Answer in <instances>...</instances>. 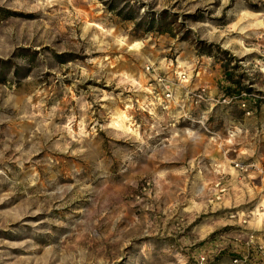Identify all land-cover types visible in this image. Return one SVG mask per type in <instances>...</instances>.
I'll list each match as a JSON object with an SVG mask.
<instances>
[{
	"label": "rangeland",
	"instance_id": "obj_1",
	"mask_svg": "<svg viewBox=\"0 0 264 264\" xmlns=\"http://www.w3.org/2000/svg\"><path fill=\"white\" fill-rule=\"evenodd\" d=\"M253 231L264 0H0V264H220Z\"/></svg>",
	"mask_w": 264,
	"mask_h": 264
},
{
	"label": "built area",
	"instance_id": "obj_2",
	"mask_svg": "<svg viewBox=\"0 0 264 264\" xmlns=\"http://www.w3.org/2000/svg\"><path fill=\"white\" fill-rule=\"evenodd\" d=\"M149 69L148 66H146ZM200 72V69H198ZM158 83L162 87V95L165 99H171L173 96L171 81L167 78L158 77ZM176 80L180 82L187 81V74L185 71L179 72L177 74ZM205 87H198L194 90H190L188 93V97L191 103L198 104L205 98ZM165 106L164 108H166ZM235 166L239 170L246 171L247 168L239 165L238 163ZM255 237L257 239H255ZM248 246L252 249H236L235 253L225 262L220 264H264V233L258 234L256 236V232H252L249 236L248 241L246 242ZM206 255L204 253L200 254L197 259V264H204L206 262Z\"/></svg>",
	"mask_w": 264,
	"mask_h": 264
},
{
	"label": "trees",
	"instance_id": "obj_3",
	"mask_svg": "<svg viewBox=\"0 0 264 264\" xmlns=\"http://www.w3.org/2000/svg\"><path fill=\"white\" fill-rule=\"evenodd\" d=\"M224 69L225 70L227 69V66L226 65H224ZM225 77L227 78L228 81H232L231 75L229 73L228 74H225ZM225 89L227 90L228 93H230V87H226Z\"/></svg>",
	"mask_w": 264,
	"mask_h": 264
}]
</instances>
